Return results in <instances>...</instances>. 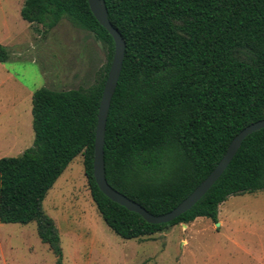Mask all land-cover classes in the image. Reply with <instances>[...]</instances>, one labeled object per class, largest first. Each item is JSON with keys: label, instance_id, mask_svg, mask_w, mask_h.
Returning a JSON list of instances; mask_svg holds the SVG:
<instances>
[{"label": "trees", "instance_id": "16d2710c", "mask_svg": "<svg viewBox=\"0 0 264 264\" xmlns=\"http://www.w3.org/2000/svg\"><path fill=\"white\" fill-rule=\"evenodd\" d=\"M124 40V56L106 117L105 178L158 215L173 209L216 166L232 138L264 118V0H104ZM23 20L44 29L68 17L106 49L87 89L40 87L31 97L32 145L0 158V222H35L54 264H64L60 235L43 199L81 154L96 210L124 239L140 238L198 217L217 221L231 195L264 191V128L248 134L220 177L186 212L146 222L106 197L93 176L97 113L112 60L111 35L88 0H24ZM8 52L0 44V62Z\"/></svg>", "mask_w": 264, "mask_h": 264}, {"label": "rangeland", "instance_id": "374dc122", "mask_svg": "<svg viewBox=\"0 0 264 264\" xmlns=\"http://www.w3.org/2000/svg\"><path fill=\"white\" fill-rule=\"evenodd\" d=\"M24 0H0V128L31 111L30 89H87L106 63L104 44L68 17L44 29L22 19ZM31 113V112H30ZM32 129V128H31ZM7 152V150H3ZM16 156L14 150L10 151ZM82 155H76L42 202L60 235L64 264H264V191L229 196L217 221L198 217L140 238L124 239L92 201ZM35 222H0V264H54Z\"/></svg>", "mask_w": 264, "mask_h": 264}, {"label": "water", "instance_id": "95a60500", "mask_svg": "<svg viewBox=\"0 0 264 264\" xmlns=\"http://www.w3.org/2000/svg\"><path fill=\"white\" fill-rule=\"evenodd\" d=\"M88 5L96 20L111 35L114 44L113 56L103 86L97 113L93 150V176L95 182L100 191L106 197H108L113 202L124 206L127 210L139 214L146 222L153 224L167 223L178 217L180 214L186 212L206 193V191L223 173L228 163L238 150L242 140L248 134L261 128H264V118L252 122L246 127H244L242 130H240L232 138L225 153L223 154L219 162L216 164V166L213 168V170L173 209L166 213L158 215L148 212L141 205L129 199L128 197L114 189L112 186H110L105 178L103 160L105 123L110 100L115 91L120 74L124 56L125 43L118 30L111 25L107 17V10L104 0H88Z\"/></svg>", "mask_w": 264, "mask_h": 264}, {"label": "crops", "instance_id": "0c3cea01", "mask_svg": "<svg viewBox=\"0 0 264 264\" xmlns=\"http://www.w3.org/2000/svg\"><path fill=\"white\" fill-rule=\"evenodd\" d=\"M21 88L32 97L33 89L28 88L26 85L21 84ZM32 108V104H31ZM31 108L29 110H31ZM31 112V111H30ZM25 112V115L16 116L14 119V126H8L3 131L0 128V158L5 156H13L10 151L14 150L16 156L21 154L25 149L29 148L33 142V129L32 128V112ZM7 150V152H3ZM191 223V222H190ZM190 223L182 224L184 228Z\"/></svg>", "mask_w": 264, "mask_h": 264}]
</instances>
